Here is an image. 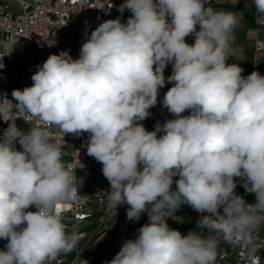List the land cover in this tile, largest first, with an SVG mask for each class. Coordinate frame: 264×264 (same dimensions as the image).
I'll return each mask as SVG.
<instances>
[{"label": "clouds", "instance_id": "clouds-1", "mask_svg": "<svg viewBox=\"0 0 264 264\" xmlns=\"http://www.w3.org/2000/svg\"><path fill=\"white\" fill-rule=\"evenodd\" d=\"M100 3L106 14L113 6ZM252 5L264 28V0ZM126 9V22L108 19L91 31L79 58L51 54L31 86L13 89L11 100L0 95V120L8 124L0 135V239L7 240L0 264H54L77 246L79 234L58 211L77 195L60 140L84 133L87 154L110 184L106 207L127 205L130 221L148 215L106 264H215L221 242L256 258L253 233L264 226V75L244 76L227 63L240 51L243 15L209 0H124L118 11ZM168 83L162 105L174 118L149 131L141 121ZM237 178L253 203L236 193ZM185 204L201 215L182 234L167 220H177Z\"/></svg>", "mask_w": 264, "mask_h": 264}, {"label": "built area", "instance_id": "built-area-1", "mask_svg": "<svg viewBox=\"0 0 264 264\" xmlns=\"http://www.w3.org/2000/svg\"><path fill=\"white\" fill-rule=\"evenodd\" d=\"M209 2L210 6L216 8L221 0H209ZM122 3L124 0H111L113 6L106 14L105 10L97 9L104 6L100 0H0V41H9L8 46H0V55L6 54L10 50V45L18 41L11 55L0 58V67L4 65L0 68V95L6 94L11 100L13 89L23 90L31 86L33 84L31 76L37 71V66L42 65L51 54L67 51L74 59L79 58L83 42L100 23L117 17H121L122 22L127 21L131 12L126 9L121 14L118 7ZM258 31L261 36L255 40L253 48L256 53H262L264 52V28L258 26ZM185 39L189 44L194 43L192 35ZM164 74L165 77L172 74L171 64L166 67ZM171 86L172 84L168 83L159 89L157 105L149 110L151 115L141 121L147 130L153 131L157 122L163 124L166 119L174 118L162 105L163 97ZM188 114L187 111L184 113V115ZM15 122L21 130H27L29 127L22 118H18ZM7 127L8 124L0 120V135ZM52 136L57 137L58 132L52 130ZM88 139L89 134L84 133L80 136L65 134V143L62 139L60 140L63 161L72 166L75 174L77 195L58 211L62 214L68 231L79 234V242L87 237V232L80 227L81 224L92 223L105 209L102 192L110 190V184L103 176V185L98 191L88 195L80 191L79 165L93 164L95 160L87 154ZM16 147L20 150L19 144ZM172 187H176L175 183ZM235 191L246 202L255 201L254 194L246 192L240 182L237 183ZM28 211H36V209L32 206ZM220 211L222 212V209ZM253 240L257 246L256 258L258 259L249 260L242 247L221 242L215 264H264V226L253 233ZM81 253L82 248L77 247L70 258L58 257L54 263L94 264L82 259ZM112 256L110 251L99 264H106Z\"/></svg>", "mask_w": 264, "mask_h": 264}, {"label": "crops", "instance_id": "crops-1", "mask_svg": "<svg viewBox=\"0 0 264 264\" xmlns=\"http://www.w3.org/2000/svg\"><path fill=\"white\" fill-rule=\"evenodd\" d=\"M251 4L252 0H237V2L236 0H221L215 8L217 10L240 12L244 17L241 26L236 30V45L240 51H238L236 58L230 57L227 61L229 64H239L243 69L242 75L244 76L251 74L253 71H258L261 75H264V52L256 53L253 48L255 40L261 36V33L258 31V25L255 22L254 5L251 8L247 6ZM80 166L85 168L87 174H95V183L91 190H83L82 193L88 195L98 191L103 185L102 164L94 160L93 164L82 163ZM237 181L239 182V178H237ZM173 189L175 190V188ZM127 208V205H120L117 210L105 207L92 223L81 224L80 227L87 232V237L81 240L71 253L61 255L59 258H70L77 247L82 248L81 258L94 264L102 262L110 251H112L113 258L122 247L123 242L126 239H134L137 230L148 223L147 212L143 213L138 221L128 220ZM200 215V213L185 204L176 212L177 220L169 218L167 223L182 234H187L189 231L196 229V223ZM205 235H211V233H205ZM6 244L7 240L0 239V250H3ZM219 250L220 246L218 254Z\"/></svg>", "mask_w": 264, "mask_h": 264}, {"label": "rangeland", "instance_id": "rangeland-1", "mask_svg": "<svg viewBox=\"0 0 264 264\" xmlns=\"http://www.w3.org/2000/svg\"><path fill=\"white\" fill-rule=\"evenodd\" d=\"M78 185L80 188V191L83 192V190L85 191H90L92 186L95 183V174H87L85 168H83L82 166H80L78 168ZM83 188V189H82Z\"/></svg>", "mask_w": 264, "mask_h": 264}]
</instances>
